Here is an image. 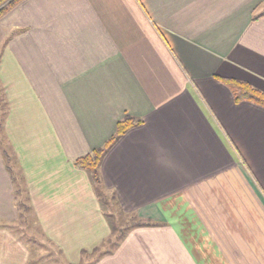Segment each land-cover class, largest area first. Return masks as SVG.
<instances>
[{
  "label": "crops",
  "instance_id": "0c3cea01",
  "mask_svg": "<svg viewBox=\"0 0 264 264\" xmlns=\"http://www.w3.org/2000/svg\"><path fill=\"white\" fill-rule=\"evenodd\" d=\"M224 80L264 92V0H25L5 15L0 264H60L13 228L22 195L62 264L112 236L75 163L125 116L141 123L105 155L102 184L149 225L91 264H264V108Z\"/></svg>",
  "mask_w": 264,
  "mask_h": 264
},
{
  "label": "rangeland",
  "instance_id": "374dc122",
  "mask_svg": "<svg viewBox=\"0 0 264 264\" xmlns=\"http://www.w3.org/2000/svg\"><path fill=\"white\" fill-rule=\"evenodd\" d=\"M7 113V104L5 100L4 93L0 90V148L2 150L10 151V145L8 141V136L5 133V116ZM9 161H7L8 163ZM10 164V163H9ZM15 174L18 176L19 171L17 167L12 163ZM21 182V180H19ZM22 187V186H21ZM105 195L103 197V202L105 203L104 208L107 212V216L110 219L109 221H113L111 223L112 228V236H110L104 243L99 245L97 252L90 256V254L83 255L82 264H91L94 258H98L105 251L112 250L115 245L114 243L119 242L120 238L129 230H131L132 225L137 223V218L134 215L125 213L117 204L116 200H114V194L105 191ZM21 205V213L18 222L15 224L13 228L18 233L19 237L22 238L25 242L29 243V246L36 253L35 256L39 258H49L54 259V261L62 264V254L59 250L52 246L48 240L43 235L39 224L35 218L33 212L25 210L26 207H29V203L27 201V196H20L19 202ZM123 234V235H122ZM122 235V236H121ZM95 260V259H94ZM65 264V263H64Z\"/></svg>",
  "mask_w": 264,
  "mask_h": 264
},
{
  "label": "trees",
  "instance_id": "16d2710c",
  "mask_svg": "<svg viewBox=\"0 0 264 264\" xmlns=\"http://www.w3.org/2000/svg\"><path fill=\"white\" fill-rule=\"evenodd\" d=\"M25 0H0V20L11 12L15 7L21 4ZM232 91L235 102H252L264 108V92L254 88L251 84L236 80H224L223 81ZM140 121L136 120L131 116H125L117 125V131L115 135L105 144L101 149L95 150L92 154H89L76 161L75 166L84 171H88L91 175L96 193L101 202L105 195V188L102 184L101 178V165L107 152L132 128L140 125ZM3 156L7 161V164L11 162V156L7 150H3ZM114 200L116 197L114 195ZM108 217V216H107ZM111 223L113 221H110ZM149 225L144 221L138 220L132 227ZM112 228V225H111ZM113 229V228H112ZM114 230V229H113ZM115 231V230H114ZM126 234V233H125ZM123 235V237L125 236ZM121 235V236H122ZM118 242L114 243L116 245ZM85 253V252H84ZM100 257V256H99Z\"/></svg>",
  "mask_w": 264,
  "mask_h": 264
}]
</instances>
